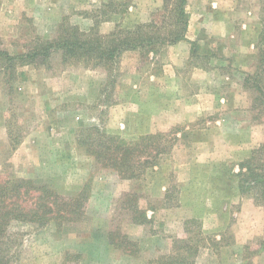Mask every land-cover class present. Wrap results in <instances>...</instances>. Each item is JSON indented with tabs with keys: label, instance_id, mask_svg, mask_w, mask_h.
<instances>
[{
	"label": "rangeland",
	"instance_id": "rangeland-1",
	"mask_svg": "<svg viewBox=\"0 0 264 264\" xmlns=\"http://www.w3.org/2000/svg\"><path fill=\"white\" fill-rule=\"evenodd\" d=\"M216 1L219 17L209 9ZM161 6L0 0V51L27 53L71 27L85 34L130 29ZM187 10L194 27L205 26L192 32L196 46L178 66L169 46L157 54L126 51L111 72L61 50L45 62L0 59V176L46 185L65 196L59 203L84 198L77 219L10 221L0 238L3 264H264V198H254V189L241 198L236 175L264 143V104L253 108L256 91L244 87L246 74L260 69L264 0H188ZM166 71L176 79L168 81ZM195 100L208 112L181 122ZM86 127L127 141L162 132L169 151L142 158L136 171L145 170L126 178L86 152L79 143ZM36 194L23 197L28 208ZM133 205L152 222L135 223ZM116 232L131 243L110 244Z\"/></svg>",
	"mask_w": 264,
	"mask_h": 264
},
{
	"label": "trees",
	"instance_id": "trees-1",
	"mask_svg": "<svg viewBox=\"0 0 264 264\" xmlns=\"http://www.w3.org/2000/svg\"><path fill=\"white\" fill-rule=\"evenodd\" d=\"M188 0H162V6L152 15L147 23L136 24L133 28L123 29L116 27L109 34L99 32L80 31L78 28L71 27L65 36H60L53 40L42 41L27 53L11 55L6 51H0V59H6L14 65L15 61L26 63L37 61L41 62L51 56L53 51L61 50L66 57L83 56L93 62L94 66H102L111 72L116 60L126 51L136 50L140 53L149 54L163 47H168L179 41L187 40V32L190 24V14L187 10ZM66 31V30H65ZM192 46H196V41H190ZM258 61L260 69L256 73L246 74L244 87L253 89V108H258L264 104V49H259ZM255 84H253V82ZM264 109V107H263ZM86 136L81 135L79 143L86 144V152L93 156L96 161L106 167H110L126 178H137L140 172L145 169L140 168V161L152 155L158 156L169 151L166 140L160 138L166 136L162 132L149 133L140 136L137 140L127 141L120 136L103 133L97 127H86ZM96 132L97 137H92ZM264 149V143L252 150L251 155L240 163L239 189L241 194L249 195L254 190V198H264V155H256ZM155 156V157H156ZM150 163V162H149ZM151 164V163H150ZM37 193L36 201L32 207L25 205L23 197L26 194ZM64 195L46 185H37L32 179H2L0 176V238L6 233L7 226L12 220L32 221L40 225L56 218L65 220L77 219L79 214H83L84 200L83 195H78L76 206H71L65 201ZM84 199V198H83ZM132 219L137 224L152 222L146 210L137 206H132ZM71 214L72 217H69ZM77 216V217H75ZM121 237L122 242L115 241ZM126 236L119 233H110V244L122 247ZM127 242H130L127 239ZM1 243V242H0ZM131 243V242H130ZM132 245H135L132 242ZM1 247V244H0ZM133 252V251H131ZM4 259H0L3 264ZM5 264V263H4Z\"/></svg>",
	"mask_w": 264,
	"mask_h": 264
},
{
	"label": "crops",
	"instance_id": "crops-1",
	"mask_svg": "<svg viewBox=\"0 0 264 264\" xmlns=\"http://www.w3.org/2000/svg\"><path fill=\"white\" fill-rule=\"evenodd\" d=\"M190 1V0H189ZM217 2V1H216ZM212 6V8L210 7L209 9L210 10H212V12L214 11L215 13H213L214 14V16L215 15H218V17L220 16V14H217L218 13V11H219V5H218V2L216 3V4H214V2H213V5H211ZM214 7V8H213ZM201 18L202 17H200V15L197 17V19H198V22L199 21H201ZM192 19H193V17H192V15H191V20H190V24H189V27H188V32H187V40H182V41H179V42H177V43H175V44H173V45H170L169 47H168V50H169V52L173 55V58H174V64H176L175 66H178L181 62H182V60L185 58H187L188 56H189V54H190V45H191V42L190 41H194L195 40V38L193 37V35H194V33H193V35H192V32H194L197 28H198V26H199V28L201 29V28H203L205 25H197L196 27H194V25H193V21H192ZM197 19H196V21H197ZM194 20V19H193ZM214 29V30H213ZM211 30H213V33L215 34H219V36H221L222 35V33L221 32H224V30L223 29H216V28H211ZM218 36V35H217ZM133 52V51H132ZM125 53V52H124ZM180 59H182V60H180ZM170 63H172V61H170L169 63H168V66L170 65ZM164 76L168 79V81L169 80H171V78H173V79H176L174 76H176V74H175V72H174V76L173 75H170V74H168V72L166 71L165 73H164ZM177 77V76H176ZM222 98V97H221ZM193 103V102H192ZM194 106H192V107H188V110H189V114L188 115H186V113H184V115H183V118L181 119V122L182 121H184V122H186L187 120H191V117H193L195 114H196V112L198 113L199 111V113H201L202 111H204L205 110V112H208V108L207 109H204V105H203V103L202 102H199L198 100H195L194 101V104H193ZM222 117H224V115L222 116ZM231 118H229V119H224V118H220V121H222V122H224V123H228L229 122V120H230ZM217 123V122H216ZM218 123H220L221 124V122H219L218 121ZM256 147H254V148H252V149H255ZM252 149L250 150L251 152H252ZM249 153V152H248ZM251 154V153H250ZM245 156H248V154L247 155H245ZM248 158V157H247ZM237 175V174H236ZM238 177V176H237ZM239 191H240V189H239ZM240 194H241V192H240ZM241 198H243L242 197V194H241ZM250 198H248V199H246V200H244L243 202H246V204L247 205H252V201H253V199H252V201H250L249 200Z\"/></svg>",
	"mask_w": 264,
	"mask_h": 264
}]
</instances>
